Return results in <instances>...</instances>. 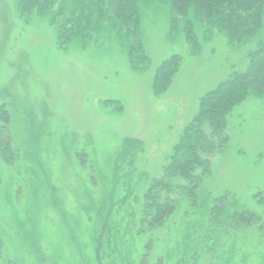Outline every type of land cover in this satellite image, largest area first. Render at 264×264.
<instances>
[{
    "label": "rangeland",
    "instance_id": "374dc122",
    "mask_svg": "<svg viewBox=\"0 0 264 264\" xmlns=\"http://www.w3.org/2000/svg\"><path fill=\"white\" fill-rule=\"evenodd\" d=\"M17 3L0 0V108L18 152L12 167L0 159V264H141L147 238L136 225L150 181L201 98L244 71L254 46L234 49L219 31L210 42L198 33L192 55L183 35L171 41L167 9L157 6L142 23L149 65L134 71L114 37L63 51L48 21L25 22ZM174 55L178 72L157 96L156 72ZM226 132L227 150L213 159L201 198L227 194L256 209L264 99L237 107ZM206 212L201 231L195 209L181 201L142 264H264V219L241 225L225 217L216 226L204 224L211 205Z\"/></svg>",
    "mask_w": 264,
    "mask_h": 264
},
{
    "label": "trees",
    "instance_id": "16d2710c",
    "mask_svg": "<svg viewBox=\"0 0 264 264\" xmlns=\"http://www.w3.org/2000/svg\"><path fill=\"white\" fill-rule=\"evenodd\" d=\"M157 6L167 9L171 41L183 35L192 55L200 49L198 33L205 42H210L215 31L225 34L234 49L251 45L254 49L248 53L249 65L244 71L230 75L201 98L199 111L175 145L169 163L160 176L150 181L136 225L138 236L147 238L141 264L151 255L153 234L177 212L181 201L191 205L200 220L206 217L211 205L204 224L218 226L219 219L225 217L241 225L263 223L264 192L255 196L256 209L240 206L235 198L229 202L227 194L201 198V193L205 181L213 177V159L227 150L228 117L250 97L264 99V0H18L17 3V13L25 22L34 17L48 21L56 30L57 43L63 51L114 37L134 71L149 65L142 23L145 13ZM180 63L181 58L174 55L161 64L153 83L155 95L161 96L169 89ZM0 119L3 120L0 159L12 167L18 152L9 136L10 116L3 108ZM202 224L203 220L198 225L201 231Z\"/></svg>",
    "mask_w": 264,
    "mask_h": 264
}]
</instances>
